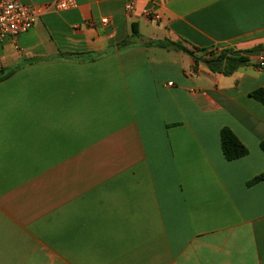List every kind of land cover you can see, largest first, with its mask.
<instances>
[{
	"label": "crops",
	"instance_id": "1",
	"mask_svg": "<svg viewBox=\"0 0 264 264\" xmlns=\"http://www.w3.org/2000/svg\"><path fill=\"white\" fill-rule=\"evenodd\" d=\"M20 1L47 9L0 40V264H264V0Z\"/></svg>",
	"mask_w": 264,
	"mask_h": 264
},
{
	"label": "trees",
	"instance_id": "2",
	"mask_svg": "<svg viewBox=\"0 0 264 264\" xmlns=\"http://www.w3.org/2000/svg\"><path fill=\"white\" fill-rule=\"evenodd\" d=\"M140 34L137 30L135 24H133L132 35L130 38L124 40L119 46H125L132 43L133 38H139ZM148 45H157L162 48H173L177 51H182L192 58H194L196 62V66L199 64V58L195 56V52L202 51L201 49L194 48L189 49L185 45L181 43H176L172 41H164L152 43L148 42ZM232 50H222L221 52L209 53V58L203 60V63L207 65V67L214 73H222L225 75H231L238 68L245 66L249 63V58L243 55H233L231 53ZM8 75V74H7ZM250 96L256 101L260 102L264 105V88H259L253 92H251ZM220 143L222 152L227 161L238 160L248 154V149L246 146L238 139V137L234 134V132L228 128L223 127L220 132ZM260 148L264 153V139L260 143ZM264 180V173L254 177L251 179L247 185L253 186Z\"/></svg>",
	"mask_w": 264,
	"mask_h": 264
},
{
	"label": "built area",
	"instance_id": "3",
	"mask_svg": "<svg viewBox=\"0 0 264 264\" xmlns=\"http://www.w3.org/2000/svg\"><path fill=\"white\" fill-rule=\"evenodd\" d=\"M76 0H56L52 7L56 10L67 11L76 9ZM47 8L44 6H28L20 0H0V40L10 38L18 48L17 39L22 34L29 32L36 20L42 16ZM134 3L126 5V11L132 13ZM142 15L148 20H159L160 16L151 10H143ZM110 23L108 18H102L99 24L106 26ZM89 26L95 27L97 22L90 21ZM261 67H264V58L260 59Z\"/></svg>",
	"mask_w": 264,
	"mask_h": 264
}]
</instances>
